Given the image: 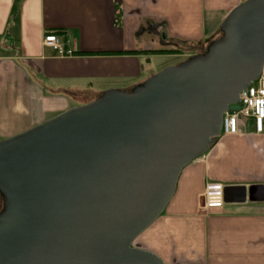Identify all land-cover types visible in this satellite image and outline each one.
<instances>
[{
	"label": "water",
	"instance_id": "95a60500",
	"mask_svg": "<svg viewBox=\"0 0 264 264\" xmlns=\"http://www.w3.org/2000/svg\"><path fill=\"white\" fill-rule=\"evenodd\" d=\"M203 54L0 141V264H165L134 246L264 66V0ZM264 201L263 187H225ZM262 194V195H261Z\"/></svg>",
	"mask_w": 264,
	"mask_h": 264
},
{
	"label": "crops",
	"instance_id": "0c3cea01",
	"mask_svg": "<svg viewBox=\"0 0 264 264\" xmlns=\"http://www.w3.org/2000/svg\"><path fill=\"white\" fill-rule=\"evenodd\" d=\"M246 1L0 0V141L83 105L78 97H99L97 88L143 83L154 75L143 60L169 56L152 51L210 43ZM50 32L71 56L44 45ZM209 183L261 186L264 193V135L252 122L182 171L168 207L141 234L145 249L165 264H264V201L240 191L222 209L203 213Z\"/></svg>",
	"mask_w": 264,
	"mask_h": 264
},
{
	"label": "built area",
	"instance_id": "2783aa9c",
	"mask_svg": "<svg viewBox=\"0 0 264 264\" xmlns=\"http://www.w3.org/2000/svg\"><path fill=\"white\" fill-rule=\"evenodd\" d=\"M44 45L52 48L60 56L73 54L65 49L62 39L53 32L45 36ZM238 105L239 110H228L224 114L220 137L239 135L243 130H247L250 122L256 135H264V66L260 76L240 93ZM224 188L223 185L216 183L206 185L201 207L203 213L224 207Z\"/></svg>",
	"mask_w": 264,
	"mask_h": 264
},
{
	"label": "rangeland",
	"instance_id": "374dc122",
	"mask_svg": "<svg viewBox=\"0 0 264 264\" xmlns=\"http://www.w3.org/2000/svg\"><path fill=\"white\" fill-rule=\"evenodd\" d=\"M221 38V34H218V36L213 40V42L216 39H220ZM178 44V45H176ZM208 47V44H195V45H188L186 43H173V46L170 48H167L166 50H173V51H178L177 53L175 52L174 54H171L169 56H154L151 58V63L147 62V60H143V66L146 68V74L148 75L149 71H151L150 73H154V75L160 73L161 71H163L164 69L168 68V67H172L175 65H178L186 60H188L189 58L196 56V55H200L201 53H203L204 51H206ZM149 50H155L154 47L149 46L148 47ZM163 49V47H162ZM109 87H100L97 88V91L99 92H106L109 90H113V89H107ZM89 95H83L81 97L77 98V101L82 102L83 104L89 103L95 99H97L98 97H88ZM75 105L77 106H81L82 104L80 103H76ZM251 129V122L249 123L247 130ZM134 246L137 248H142L144 250H146L144 242H143V238L142 235L139 236L135 242H134Z\"/></svg>",
	"mask_w": 264,
	"mask_h": 264
},
{
	"label": "trees",
	"instance_id": "16d2710c",
	"mask_svg": "<svg viewBox=\"0 0 264 264\" xmlns=\"http://www.w3.org/2000/svg\"><path fill=\"white\" fill-rule=\"evenodd\" d=\"M218 34H221V38L223 36V33L221 32V30L219 29V33ZM216 37H214L212 39V41H210V43H208V46L213 42V40L215 39ZM177 53L178 51H173V50H161V51H152V54H166V55H171V54H174V53ZM94 101V100H93ZM92 102V101H91ZM87 104V103H86Z\"/></svg>",
	"mask_w": 264,
	"mask_h": 264
},
{
	"label": "flooded vegetation",
	"instance_id": "af4514ba",
	"mask_svg": "<svg viewBox=\"0 0 264 264\" xmlns=\"http://www.w3.org/2000/svg\"><path fill=\"white\" fill-rule=\"evenodd\" d=\"M216 40H218V39H216ZM215 40V41H216ZM205 52V51H204ZM203 52V53H204ZM203 53H201V54H203ZM3 210H4V204H3V198H2V196L0 195V214L3 212Z\"/></svg>",
	"mask_w": 264,
	"mask_h": 264
}]
</instances>
